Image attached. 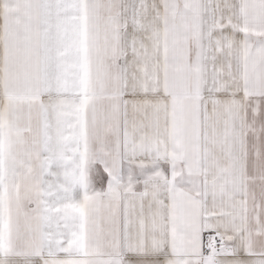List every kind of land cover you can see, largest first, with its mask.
<instances>
[{
  "label": "snow or ice",
  "instance_id": "6c2138e0",
  "mask_svg": "<svg viewBox=\"0 0 264 264\" xmlns=\"http://www.w3.org/2000/svg\"><path fill=\"white\" fill-rule=\"evenodd\" d=\"M0 264H264V0H0Z\"/></svg>",
  "mask_w": 264,
  "mask_h": 264
}]
</instances>
